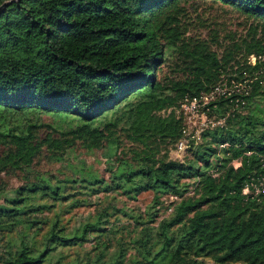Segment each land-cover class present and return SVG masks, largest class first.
Instances as JSON below:
<instances>
[{"label":"trees","instance_id":"1","mask_svg":"<svg viewBox=\"0 0 264 264\" xmlns=\"http://www.w3.org/2000/svg\"><path fill=\"white\" fill-rule=\"evenodd\" d=\"M192 1L14 0L0 7V181L2 173L28 167L43 143L59 159L76 142L86 149L116 143L123 128L135 148L115 155L107 178L80 166L81 181L131 196L152 191L145 210L109 202L66 225L59 210L87 202L75 197V178L35 174L9 195L0 185V264H264V192L258 199L241 192L263 169L264 112L255 113L253 100L264 94V0H210L252 19L246 34L228 40L220 53L207 40L185 34ZM166 61L180 75L160 84L156 69ZM221 74L245 80V86L206 102V116L221 121L202 131L188 157L177 160L165 151L155 156L136 147L175 141L180 117L159 110L208 91ZM38 112L63 119L64 126L49 125L58 137L35 135L36 121L15 118ZM7 117L15 118L10 126ZM221 142L226 145L217 147ZM233 159L239 164L233 166ZM194 183L193 192L184 194ZM165 199L170 210L158 216ZM45 210L54 211L47 216ZM117 213L139 227L138 235L128 230L126 241L120 231L123 241L109 250ZM42 228L35 245L28 236L34 239ZM96 234L106 240H96L86 261L65 259L57 250ZM127 242L134 249L129 253Z\"/></svg>","mask_w":264,"mask_h":264},{"label":"rangeland","instance_id":"2","mask_svg":"<svg viewBox=\"0 0 264 264\" xmlns=\"http://www.w3.org/2000/svg\"><path fill=\"white\" fill-rule=\"evenodd\" d=\"M185 19V34L207 40L217 53H220L222 47L228 40L237 39L240 36L245 35L247 26L252 20L227 5H222L218 2L210 0H193L191 5L188 6ZM165 52L168 54L167 49H165ZM254 59V55H248L250 63H253ZM168 62L171 61H166L162 64L161 69H156V78L160 84L171 82L170 80H175L180 75L179 72L171 70L170 66H165ZM263 69L264 67H261V70ZM255 74L259 75L260 73L259 71H256ZM245 83V80L235 81L232 78L227 80L226 74H221L220 79L215 83V86L217 87L216 91L222 93L226 89L231 91L233 88H237V86L242 89L244 88ZM253 101V106L257 111L255 113L258 114L260 112H264V94L256 96ZM200 108V103L198 104L195 102L192 104L188 101V99H184L182 103L177 102L174 106H169L159 110V113L161 114H165L170 110H173L174 114L180 117L181 123L184 127V132L181 137V147H177L175 143L176 140L168 142L155 140L148 143L146 146H143V142H138L136 147H140L145 152L153 153L155 156H158L160 153L165 151L171 158L177 160L185 159L189 156V147H191L194 143L200 142L202 131L206 127H210L221 121L220 118H215V116L205 117V115H200L198 112H195ZM245 111L246 110H243V112ZM15 118L21 121L26 118L36 121L37 126L33 127V129L35 135L40 137H44L49 134L54 137H58L56 132L53 131L49 125H65L63 119L53 113L38 112L35 113L33 118H30V115L25 113L23 115L15 116ZM15 118L7 117L6 120L8 121L6 124L10 126L11 122H14L13 119ZM117 137L118 141L116 143H107L104 141L100 147L93 149H86L76 142L72 148L65 150L59 159L55 158L53 153H51L47 148L46 144L43 143L40 151L33 158L28 167L24 168L22 171H16L15 173H2L0 185H2L5 189L4 193L9 195L12 187L20 184L24 179L30 178L35 174L47 173L48 175H52V177L54 176L53 178L56 179L63 178L64 176L75 178L76 182L74 181V185L80 184V186H75V197L78 199H86L87 202L73 207L68 211L59 210V213L61 212L60 220L66 225L76 224L77 222L86 219L89 214L94 211L95 207L102 206V204L106 205V203L109 202L114 205V207H121L125 210H132L133 212L145 210L151 203L152 191L150 190H143L135 194V196H131L130 194L122 193L118 188H111L104 191L102 184H92V187L99 189L97 190L98 192L93 194L89 191V187L91 186H85V182L81 181L82 177L80 176V166L85 169H89V171L96 177L107 178L108 169L113 168L115 163V155H120V151H127L128 148H135V143L133 145V140L126 135V131L123 128L117 129ZM218 154L220 155L221 151H219ZM235 160L236 159H233L232 161ZM234 163L237 164L236 161ZM212 170L213 167H211L209 171L215 175L216 172ZM187 187L188 188L184 191V194H191L193 192V188L195 187V183L193 185H188ZM162 197L163 196H161V198ZM169 197L174 198V195H169ZM0 201H2L1 195ZM166 201L167 199H165L162 206L158 208V216L164 215L170 210V206L165 207ZM57 209V207L54 208V210ZM54 210H45L42 214L50 216ZM117 216H119L118 220H115V223H112V225L113 228L118 229V232H115L113 235L109 234V250L113 249L118 241H123V239L119 238L120 231L122 233V238H125L126 241L128 240L126 234L128 230H130L132 234L138 235L139 227L137 225L133 223H125V217L119 215L118 213ZM113 218L115 217L112 216L111 219ZM154 224L155 223H152V225ZM43 230L44 228H42L41 231H37L36 234L34 233L33 236L35 240L32 239L31 235L28 236V239L32 240L35 245H40L42 238L41 232ZM96 240H106V236H104V234L97 236L96 234L95 237H89L88 240L83 241L80 245L60 247L57 250H60V252L65 255V259H68L69 257L73 259L75 257L79 258L80 261H86V258L93 252V245L97 244ZM129 245V242H127L126 253L134 250L132 247L129 248ZM205 260L210 261L209 258H205ZM223 264L242 263L238 261H230Z\"/></svg>","mask_w":264,"mask_h":264},{"label":"built area","instance_id":"3","mask_svg":"<svg viewBox=\"0 0 264 264\" xmlns=\"http://www.w3.org/2000/svg\"><path fill=\"white\" fill-rule=\"evenodd\" d=\"M215 85L212 88H210L208 91L201 93L199 96H192V97L186 96L179 103H182L184 99H188V101L191 102L192 104L195 102L198 104L200 103L201 108L197 109L195 112H198L200 115H205V117H207L205 113V109L207 108L205 106L206 102L208 100L213 99L216 96V94L221 93V92L216 91L217 87ZM183 132H184V127L182 125L181 134L176 139V142H175L177 147H181L182 145L181 137H182ZM225 145H226V142H221L218 144L219 147H224ZM235 161L237 162V164L234 163ZM235 161H232L233 166H236L239 164L238 160H235ZM261 164H262L263 169L260 172V174L255 179H252L248 183H246L241 189L242 194H244L246 197L258 199L259 195L264 192V155L261 156ZM211 174L213 173L211 172Z\"/></svg>","mask_w":264,"mask_h":264},{"label":"water","instance_id":"4","mask_svg":"<svg viewBox=\"0 0 264 264\" xmlns=\"http://www.w3.org/2000/svg\"><path fill=\"white\" fill-rule=\"evenodd\" d=\"M14 0H4L0 3V7Z\"/></svg>","mask_w":264,"mask_h":264}]
</instances>
